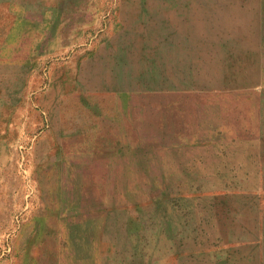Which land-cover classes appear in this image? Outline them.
<instances>
[{
	"label": "rangeland",
	"instance_id": "374dc122",
	"mask_svg": "<svg viewBox=\"0 0 264 264\" xmlns=\"http://www.w3.org/2000/svg\"><path fill=\"white\" fill-rule=\"evenodd\" d=\"M0 264H264V0H0Z\"/></svg>",
	"mask_w": 264,
	"mask_h": 264
}]
</instances>
